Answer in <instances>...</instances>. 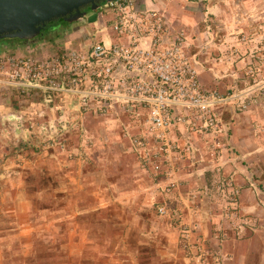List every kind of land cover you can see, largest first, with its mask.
<instances>
[{
	"label": "crops",
	"instance_id": "0c3cea01",
	"mask_svg": "<svg viewBox=\"0 0 264 264\" xmlns=\"http://www.w3.org/2000/svg\"><path fill=\"white\" fill-rule=\"evenodd\" d=\"M197 1L139 0V5L145 2L163 14L165 43L177 32L189 34L188 53L197 61L204 89L226 93L244 86L239 55L230 53L232 46L241 51L237 36L230 37L237 32L220 21L226 8L219 0H206L208 11L203 13ZM82 20L43 39L0 45V55L43 59L79 44L88 49L95 39L110 43L116 38L99 19L91 24ZM93 26L94 33H85ZM214 26L205 43V29ZM59 32L62 36L55 34ZM21 84L0 85V264L7 263L6 253L13 264H34L40 257H47V264H194L183 244V229L195 224L194 238L199 232L205 246L222 249L236 262L245 253L250 255V248L238 247L242 243L229 237L228 225L214 210L218 201L211 192L212 177L217 166L231 174L242 188L240 207L260 216L257 200L264 205L258 192L264 189V147L253 130L256 122H264V94L258 109L248 113L231 103L216 107L221 115L220 138L226 145L219 153L221 163L211 155L208 136L175 124L171 139L180 148L189 144L190 152L183 161L164 162L153 179L141 168L131 141L132 135L147 130L143 109L133 107L128 114L113 110L102 118L93 113V105V111L80 116L74 97L49 95ZM182 113L183 109L172 108L173 118ZM63 120L68 124L61 130ZM21 124L27 131L16 133ZM49 124L60 130L53 144L46 143L39 130ZM124 128L130 138L123 136ZM168 184L174 185L170 195L161 190ZM255 185L256 193L251 189ZM189 191L198 193L197 198L192 199ZM163 206L165 215L158 212Z\"/></svg>",
	"mask_w": 264,
	"mask_h": 264
},
{
	"label": "built area",
	"instance_id": "2783aa9c",
	"mask_svg": "<svg viewBox=\"0 0 264 264\" xmlns=\"http://www.w3.org/2000/svg\"><path fill=\"white\" fill-rule=\"evenodd\" d=\"M104 7L114 16L110 31L116 38L110 43L95 39L88 49L79 44L64 49L61 55L43 59L0 57V78L4 79L0 83L31 84L49 95L74 97L80 116L93 111V105V113L102 118L113 110L128 114L133 107L143 109L147 130L131 136L124 128L123 136H131L141 168L153 179L162 172L164 162L182 160L190 152L189 144L180 148L171 139L175 124L217 138L221 133L218 105L231 103L244 111L260 101L264 94V64L260 57L253 56V61L245 65L249 85L235 86L226 93L207 90L186 53L185 34L177 32L165 43L167 28L161 12L145 2L139 5V0H117ZM172 108L185 113L173 118ZM67 124L63 120L60 129ZM39 130L51 144L60 132L54 124L42 125ZM24 131L27 126L23 124L15 129L19 134ZM173 187L168 184L161 190L168 195ZM158 212L165 215L167 210L163 206ZM195 248L199 258L208 254L201 246Z\"/></svg>",
	"mask_w": 264,
	"mask_h": 264
},
{
	"label": "rangeland",
	"instance_id": "374dc122",
	"mask_svg": "<svg viewBox=\"0 0 264 264\" xmlns=\"http://www.w3.org/2000/svg\"><path fill=\"white\" fill-rule=\"evenodd\" d=\"M219 1L222 4L221 8L222 9L226 8L227 10V15L221 16L220 21H223L224 23H226L228 27H234L230 29L229 31L237 32L236 33L237 35H233V36L231 35L230 37L237 36L236 38L241 44V51L239 50L238 52L237 50H235L236 48L232 46L231 47L232 52L230 53L232 57H234L236 54L239 55L237 57V61L241 63V68L246 78L245 84L249 85L251 79L247 77V75L245 74L247 70L245 65L248 64L249 61H253V56L260 57L261 61L264 64V0H224V2H222V0H219ZM196 3H197L196 6L198 7L200 12L206 13L208 11L206 0H200V1H197ZM113 18H114L113 14L109 13L106 10V8L102 6L98 13L97 19L100 20L101 24H105L108 31L113 24L112 23ZM210 18L211 17L208 16L207 21H209ZM86 19H87V16L82 20V22L85 24H86ZM203 28H206V27L204 26ZM215 28L216 26H214L213 29H209V30L205 29V33H204L205 43L210 41V38L213 36V32ZM94 31L95 29L93 26L88 30V32H85V33H88L89 35H91V32L94 33ZM61 33L59 32L55 34H59L60 36H62ZM183 33L185 34L187 38V42H188L186 53L190 57L191 61L194 64V67L196 68L198 72L196 59L194 58L195 59L194 60L192 56L188 53V50L191 47V44L189 41V34L186 31H183ZM89 35L85 37L87 38ZM91 39L92 37H90V40ZM93 41L94 40H92V42ZM61 43H59V45H61ZM55 55H61V54L57 53ZM6 56L32 57V56H25V55L22 56V55H15V54H9V53H4L0 55V57H6ZM262 76L264 78V72ZM0 79L2 80L3 78H0ZM5 84L7 85L8 83H5ZM0 85H4V84L0 83ZM13 85H16V84H13ZM259 106H260L259 102L252 103V105L249 106L248 109L242 112H247V113L251 112L253 110L258 109ZM253 131H254V134H256V137L262 139L261 140L262 146L264 147V122H261V121L256 122V124L254 125ZM6 132H7V135H9L11 133V130L7 128ZM220 136L221 135H219L217 138L208 137V139L211 140V143L209 144V148L213 149L211 152V155L214 154L215 159L219 162L221 159H218V158H220L222 155L218 154L219 156L217 157L216 152L221 153V151L226 150V145L221 141ZM57 137L58 136L55 135L53 136V139L56 141ZM185 159H182L181 161ZM214 170L215 171L212 177L213 189H211V192L214 194L215 199H217L218 201L217 203L218 206H216L215 207L216 209L214 210L220 213V217H222L223 219L221 221L226 222V225H228L229 237H232L233 240L236 241L237 243L238 242L242 243L238 247L244 246L242 249H246V250L250 248L251 253L250 255L249 253L244 254L243 250L240 249L241 253L243 252L244 257L242 258V260L239 258L240 261L238 260V262H236L235 257H233L231 254L223 253L222 249L220 251L218 250L214 251V249L209 248L208 246H205L204 241L203 239H201L202 237L199 232L197 233L196 235L197 238L195 239L194 233H195L196 224L194 226L186 225L183 229L184 231H187V233L183 232L184 233L183 234V244L185 245V249L188 252L190 251L189 253L192 257L191 262H193L194 264H246V263L264 264V205L262 203L260 204V202H258L257 200V206L259 207L258 209H260V212H259L260 216L258 218L254 217V211H252L251 213H248L247 211L243 210L240 207V201H241V196H242L241 186L240 185L237 186L234 183L233 176H231V174L230 175L225 174L221 166H217ZM226 183H229V185H226ZM257 187L256 185L254 187H251L252 192L256 193L254 189ZM258 192L262 194L261 196L263 197V200H264V189H260ZM170 193L168 195H170ZM197 194L198 193H195L194 191H189V196L192 199H196ZM194 210H198V208ZM216 228H218V226H216ZM219 231L220 230L215 229V232L218 233ZM186 236H188V238H186ZM197 245L201 246L204 250L207 251L208 254L205 257L199 258V253L197 252V249L195 248ZM229 248H230V245L227 243L226 249H229ZM53 252L54 254H56L55 251H52L51 252L52 255H53ZM6 256L8 258L7 260H5L7 261L6 264H13L10 260L11 255L9 256V254L6 253ZM247 258L249 262H247ZM199 261H204V263H201ZM30 263L31 262L21 263V264H30Z\"/></svg>",
	"mask_w": 264,
	"mask_h": 264
},
{
	"label": "water",
	"instance_id": "95a60500",
	"mask_svg": "<svg viewBox=\"0 0 264 264\" xmlns=\"http://www.w3.org/2000/svg\"><path fill=\"white\" fill-rule=\"evenodd\" d=\"M117 0H0V41L5 39L32 42L43 35L48 23L82 20L89 8Z\"/></svg>",
	"mask_w": 264,
	"mask_h": 264
},
{
	"label": "trees",
	"instance_id": "16d2710c",
	"mask_svg": "<svg viewBox=\"0 0 264 264\" xmlns=\"http://www.w3.org/2000/svg\"><path fill=\"white\" fill-rule=\"evenodd\" d=\"M104 4H105L104 2L100 3L99 8L95 11H91L89 8L82 9V11L85 12L86 16H87L86 24H91V23H94L96 21L98 13H99L101 7L104 6ZM68 25H69L68 23H66L62 20L48 23L46 28L43 29V35L39 38L43 39L44 37H47L48 34L54 32L56 30H61L63 28H66V27H68ZM9 42L25 43L24 41H20V40L5 39V40L0 41V45H3L5 43H9ZM47 261H48L47 257H40L37 261H35L34 264H47L48 263Z\"/></svg>",
	"mask_w": 264,
	"mask_h": 264
},
{
	"label": "flooded vegetation",
	"instance_id": "af4514ba",
	"mask_svg": "<svg viewBox=\"0 0 264 264\" xmlns=\"http://www.w3.org/2000/svg\"><path fill=\"white\" fill-rule=\"evenodd\" d=\"M57 21H60V20H57ZM63 21V20H62ZM68 24H71V23H68Z\"/></svg>",
	"mask_w": 264,
	"mask_h": 264
}]
</instances>
